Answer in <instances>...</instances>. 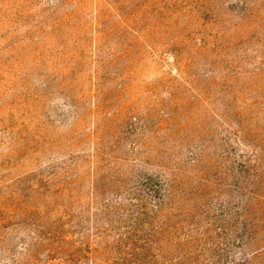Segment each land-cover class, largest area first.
I'll return each instance as SVG.
<instances>
[{"label": "rangeland", "instance_id": "1", "mask_svg": "<svg viewBox=\"0 0 264 264\" xmlns=\"http://www.w3.org/2000/svg\"><path fill=\"white\" fill-rule=\"evenodd\" d=\"M0 264H264V0H0Z\"/></svg>", "mask_w": 264, "mask_h": 264}]
</instances>
